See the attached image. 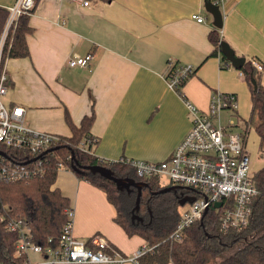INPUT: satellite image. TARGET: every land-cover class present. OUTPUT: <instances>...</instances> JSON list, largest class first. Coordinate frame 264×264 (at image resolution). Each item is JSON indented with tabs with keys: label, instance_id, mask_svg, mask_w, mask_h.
Instances as JSON below:
<instances>
[{
	"label": "crops",
	"instance_id": "1",
	"mask_svg": "<svg viewBox=\"0 0 264 264\" xmlns=\"http://www.w3.org/2000/svg\"><path fill=\"white\" fill-rule=\"evenodd\" d=\"M14 1L0 0V6L7 8ZM34 2L27 14L32 27L26 35L29 56L5 61V103L24 107L30 128L69 135L64 112L78 124L93 107L95 156L104 161H161L191 127L184 98L205 111L212 92L234 93L237 108L228 111L230 118L237 124L250 115V91L240 70L224 65L219 50L213 54L208 35L217 27L204 0ZM219 7L220 39L237 56L264 65V0H222ZM192 13L204 16V21L191 18ZM87 53L92 56L89 67L68 65L74 55ZM170 63L195 68L180 89L183 96L167 85ZM259 75L264 84V69ZM59 169L51 188L68 198L76 237L100 234L125 255L133 237L139 247L144 244L113 220L114 207L102 190L67 166ZM30 259L37 262L40 256L32 254Z\"/></svg>",
	"mask_w": 264,
	"mask_h": 264
},
{
	"label": "built area",
	"instance_id": "2",
	"mask_svg": "<svg viewBox=\"0 0 264 264\" xmlns=\"http://www.w3.org/2000/svg\"><path fill=\"white\" fill-rule=\"evenodd\" d=\"M88 5L89 0H74ZM220 5L222 0H211ZM34 0H15L8 6L7 17L0 33V181H27L33 175L43 172L44 155L59 139L57 133L35 130L24 122L25 109L16 103H5L9 77L5 68L4 52L11 46L12 32L18 19L28 14L34 7ZM191 18L198 22L204 16L192 13ZM91 54L74 55L68 60L71 67L90 66ZM253 67L262 71L264 65L250 60ZM225 62L224 65H229ZM195 72L191 64L170 63L165 74L170 89L182 95L180 89L184 82ZM240 74L243 73L240 71ZM183 96V95H182ZM191 115V127L175 146L172 153L161 161L135 160L121 158L114 161L131 166L138 178L147 182L149 178L165 175L167 185L182 184L196 192L189 207L180 213L178 223L171 238L180 239L184 230L197 220H201L207 208H214L221 230L246 225L252 213V199L257 189L252 181L250 157L246 150V135L229 118L222 123L221 111L237 108L234 93L214 91L210 96L207 110L202 111L184 98ZM95 137L81 141V148L93 153ZM5 149H4V148ZM7 148V149H6ZM221 201L219 207L215 202ZM206 211V212H207ZM67 221L62 226L59 243L56 247L42 246L33 242L29 227L21 218H11L7 226L18 234L14 255L25 256L24 264H139V258L150 247L142 244L131 255L117 251L105 237L93 234L87 239L76 237L72 232V210L66 209ZM32 254L40 256L39 261L30 259Z\"/></svg>",
	"mask_w": 264,
	"mask_h": 264
},
{
	"label": "trees",
	"instance_id": "3",
	"mask_svg": "<svg viewBox=\"0 0 264 264\" xmlns=\"http://www.w3.org/2000/svg\"><path fill=\"white\" fill-rule=\"evenodd\" d=\"M6 17L7 9L0 6V33ZM31 31L28 15H21L11 34V46L4 52V59L29 56L26 35ZM208 36L214 45L213 54L220 51L218 28L212 29ZM221 57L224 62H229L222 53ZM239 70L250 91L251 113L245 124L248 125L255 118L253 128L258 137V148L260 152H264V84L260 81V71L253 67L250 60H245ZM252 78L255 85L251 82ZM64 120L70 134H58L57 144L44 155L47 160L42 173L33 175L27 181H0V264H24L25 260V256L14 255L18 234L7 226L11 218L25 221L33 242L45 247L58 245L62 226L67 221L69 200L58 188L51 187L59 168L67 166L73 171L72 164L81 168L80 172L73 171L78 178L104 192L115 210L113 220L125 233L128 236H140L150 247L139 258V264H264V165L252 172L257 194L252 199V213L246 225L239 229L229 227L226 231L221 230L214 208L211 207L201 220L184 230L180 239H173L170 236L180 218V200L188 192L194 195L196 192L176 188L163 193H152L163 186L157 178H149L147 186L142 187L139 209L136 211L142 220H133L131 210L135 205L136 189L130 192L120 190L113 181L83 168L86 165L101 164L109 167L115 176L138 179L128 164L104 161L81 148V141L94 137L90 134L94 121L93 107L90 114L84 115L78 124L70 119L67 111L64 112ZM239 243L241 245L234 251L219 258L223 252Z\"/></svg>",
	"mask_w": 264,
	"mask_h": 264
},
{
	"label": "water",
	"instance_id": "4",
	"mask_svg": "<svg viewBox=\"0 0 264 264\" xmlns=\"http://www.w3.org/2000/svg\"><path fill=\"white\" fill-rule=\"evenodd\" d=\"M204 8L207 12H209L212 17H213V24L217 28L222 27V20H223V15L220 10L219 5L214 4L211 0H204ZM220 51L221 53L226 57V59L237 69H239L244 61L245 58L241 56H237L234 52V50L229 46L227 42L224 40H221L220 43ZM251 82L253 85H255V80L252 78ZM73 171L75 172H80L81 168L76 165L72 164L71 165ZM83 168L90 170L92 173H98L101 176L113 181L116 185V187L120 190L125 189L127 192L132 191L133 189H136V199H135V205L132 208V219L136 220H142V217L138 216L136 214V211L139 209V203H140V197H141V192H142V187L147 186V182L143 180H136L132 177H121V176H115L114 172L107 166L101 165V164H94V165H86L83 166ZM184 187L187 189H192L191 187L188 186H183V185H166L163 186L162 188L158 189L157 191H153L152 193H163L166 191H169L171 189H176ZM195 199V196L189 197L186 196L182 200H180V205H183L187 202H192ZM221 205V201H217L214 204V207H219ZM207 208L205 209L204 213H206Z\"/></svg>",
	"mask_w": 264,
	"mask_h": 264
},
{
	"label": "rangeland",
	"instance_id": "5",
	"mask_svg": "<svg viewBox=\"0 0 264 264\" xmlns=\"http://www.w3.org/2000/svg\"><path fill=\"white\" fill-rule=\"evenodd\" d=\"M228 111H230V110L223 109L221 111L223 124H226L229 122L230 112H228ZM249 118H250V115L244 116V118H240L237 122V124H238L237 128L242 130L244 132V134L246 135V142H247L246 150H247L249 157H250L251 171H255V169H257L262 164H264V152H260L259 148H258V137H257V134H256L254 128H253V125L255 123V118H253V120H251V122L249 121L248 125L245 124V121H248ZM244 129L247 130V133H246V130L244 131ZM168 182H169V180L165 175H162L159 177V184L161 186H166L168 184ZM189 205H190L189 202H187L183 205H180L179 214L182 211H184L185 209H187L189 207ZM131 240L133 241V244H132V246H130L131 251L129 253H126L127 255H131L136 249L139 248V241H138V244L136 245V238L133 237ZM239 245H241V244L240 243L235 244L231 248V250H227V251L223 252L222 255L219 256V258H221V257L227 255L228 253L234 251Z\"/></svg>",
	"mask_w": 264,
	"mask_h": 264
},
{
	"label": "flooded vegetation",
	"instance_id": "6",
	"mask_svg": "<svg viewBox=\"0 0 264 264\" xmlns=\"http://www.w3.org/2000/svg\"><path fill=\"white\" fill-rule=\"evenodd\" d=\"M136 180H138V179H136ZM174 185H182V184H174ZM183 186H184V185H183ZM180 189H182V190H186V191L190 190V189H187V188H184V187H180ZM186 196L192 197V196H194V194H193L192 192H188V193L186 194Z\"/></svg>",
	"mask_w": 264,
	"mask_h": 264
}]
</instances>
